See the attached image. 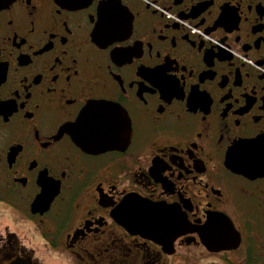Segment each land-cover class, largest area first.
Wrapping results in <instances>:
<instances>
[{
    "label": "flooded vegetation",
    "instance_id": "af4514ba",
    "mask_svg": "<svg viewBox=\"0 0 264 264\" xmlns=\"http://www.w3.org/2000/svg\"><path fill=\"white\" fill-rule=\"evenodd\" d=\"M13 242L38 264H264V0H0Z\"/></svg>",
    "mask_w": 264,
    "mask_h": 264
},
{
    "label": "water",
    "instance_id": "95a60500",
    "mask_svg": "<svg viewBox=\"0 0 264 264\" xmlns=\"http://www.w3.org/2000/svg\"><path fill=\"white\" fill-rule=\"evenodd\" d=\"M87 133L88 132H86V134ZM76 140L79 141V139ZM234 168L237 169V167ZM149 212L150 215H153L155 209L151 207L149 208ZM0 264H38V263L33 260L32 255L30 253L20 252L19 246L16 244V242H13L8 246L0 249Z\"/></svg>",
    "mask_w": 264,
    "mask_h": 264
},
{
    "label": "snow or ice",
    "instance_id": "6c2138e0",
    "mask_svg": "<svg viewBox=\"0 0 264 264\" xmlns=\"http://www.w3.org/2000/svg\"><path fill=\"white\" fill-rule=\"evenodd\" d=\"M79 124V121L77 122V125ZM76 125H74V127H75Z\"/></svg>",
    "mask_w": 264,
    "mask_h": 264
},
{
    "label": "built area",
    "instance_id": "2783aa9c",
    "mask_svg": "<svg viewBox=\"0 0 264 264\" xmlns=\"http://www.w3.org/2000/svg\"><path fill=\"white\" fill-rule=\"evenodd\" d=\"M193 32V31H192Z\"/></svg>",
    "mask_w": 264,
    "mask_h": 264
}]
</instances>
